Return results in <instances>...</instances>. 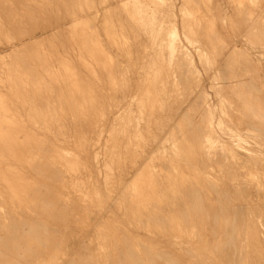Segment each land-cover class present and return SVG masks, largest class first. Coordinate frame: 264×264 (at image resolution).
<instances>
[{
  "label": "rangeland",
  "instance_id": "obj_1",
  "mask_svg": "<svg viewBox=\"0 0 264 264\" xmlns=\"http://www.w3.org/2000/svg\"><path fill=\"white\" fill-rule=\"evenodd\" d=\"M194 1L0 0V59L3 58L2 61H4L0 60V122L2 123H0V129L6 130V132L18 130L20 133L16 136L21 137L26 134L27 136L47 138L50 143L57 142V146L63 152L53 154L51 148L49 153H41L44 156L42 160L48 162L46 164L48 167L59 166L60 172L56 176L52 175L53 177L49 178L47 172L42 175L44 173L42 169L27 174L28 177L26 176L24 182H28L27 186L30 185L29 187L34 186V189L37 187L35 192L39 191L30 195V197L32 196L30 202L28 201L24 205V208L27 207L26 210L28 209V214L21 209L16 210L15 201L11 196H8L7 189L0 188V264H82L83 262L85 264H102L103 260L105 262L103 264H180L181 261L183 264H264V0ZM196 2L199 3L196 4ZM219 13L221 16L223 14L229 17L240 26V36L237 40H230L225 37L223 24L221 25L219 22ZM77 21L80 23L78 24ZM74 24L75 30L73 29ZM58 25L62 29H59ZM174 29H177L179 33L175 51L171 47L173 38L170 32ZM83 40H85L84 45L82 44ZM93 40L100 43L104 59L102 57V59L96 58V56L94 58V55L92 57L94 54L91 50L94 49ZM39 45H42V48ZM89 49L92 53H89ZM80 51H84V55ZM36 53L39 54L35 55ZM84 67L85 70H83ZM7 72H10L9 75ZM118 75L123 77L119 78ZM89 79L90 82H88ZM78 80L83 84L81 86L86 85L84 87L89 95L91 94V98L96 99L98 104L100 103L96 106V109L99 108V110L95 112L94 120V123H97L95 126L98 133L94 134L92 141L94 145H92L91 152L85 153L83 151L84 154L82 149L77 147V141L80 142L79 136L82 135L80 131L83 129V122H86V118L81 116L79 112H82L83 108L81 107L86 106L90 100H86L85 105L84 100H82L84 98L80 99L79 94L81 95V93L78 94L76 91L80 92L78 89L81 90L82 87L75 88L79 83ZM78 98L80 99L79 103ZM4 104L7 106L5 107ZM108 104L112 105V108L107 106ZM129 104L131 105L129 106ZM80 117L82 118L80 119ZM82 119H84L83 122ZM99 123L100 125H98ZM44 124L46 125L44 126ZM186 127L187 129H185ZM190 127L191 129H189ZM60 132L61 134H59ZM182 134L185 135V138H182ZM0 135L8 136L9 134ZM62 140L66 141L65 144ZM111 140L114 142L112 143ZM58 141H61V144ZM188 144L190 145L187 146ZM102 146L103 148H100ZM105 149L107 150L105 151ZM107 152L111 155H108ZM184 153L185 156L182 157ZM56 155L59 156L56 157ZM94 157L97 160H94ZM104 157L107 158L104 159ZM68 158L70 162L67 160ZM110 159L114 160L111 162ZM175 160L178 162L172 165L176 162ZM77 162L80 163V166ZM111 163L115 165L113 166ZM204 164L206 165L204 166ZM101 165L103 166L101 167ZM67 167L69 168L66 169ZM46 179L48 180L46 181ZM139 186L141 189L143 186L145 188L143 187L141 190ZM38 187L42 189L41 192ZM47 188L49 190L52 188V191ZM133 188H138L140 192ZM134 190L135 194L139 192L138 195L144 196L141 198L142 200L140 196L132 193ZM208 190L209 192H207ZM220 190L222 191L220 192ZM80 191L82 193L86 191L85 195ZM34 194L37 195L35 196L36 200H34ZM152 194L156 196L154 197ZM208 194H210L209 198ZM43 195H47L44 200ZM136 196L139 199H134ZM202 199L204 202H201ZM96 200L101 207L98 206ZM105 200H111L110 207L104 213V217L107 215L108 217L101 218L98 212L102 209ZM138 202H142L141 205ZM42 203L45 210L47 209L46 211L43 210L45 212L39 211ZM195 203L197 204L195 205ZM36 206L40 207H37V211ZM43 206L42 208H44ZM95 206H97V210ZM48 208L53 210L54 215H49ZM60 208L61 210H59ZM59 212L62 215H59ZM218 213L221 216H217ZM185 214L187 215L185 216ZM57 215L62 216V218H58ZM151 218L152 220H149ZM218 218L219 221H217ZM100 220L102 221L100 222ZM201 221L202 223H200ZM218 224L219 226H217ZM234 224H238L239 227L234 228ZM47 227L52 228L50 232ZM199 230L200 232H198ZM213 230L216 231V234ZM29 232L31 233L29 234ZM123 234L128 237L126 238ZM214 236L215 241L213 240ZM207 237L214 243L207 240ZM216 237L219 238L216 239ZM235 241L237 244L239 241L240 244L236 245L233 243ZM48 244H51L50 247ZM57 245L60 247L58 248ZM5 249L6 252H3ZM162 249L165 250L166 254ZM146 250L148 251L146 252ZM167 251L169 252L167 253ZM169 253L172 255L167 256V254L170 255ZM51 254L53 255L51 256ZM176 255L177 260H175ZM6 256L8 258L5 259ZM149 256L152 257L148 258ZM234 256L238 257L235 258ZM153 257L155 259H152ZM231 258L233 263L230 261ZM41 260H44L43 263ZM71 261L72 263H69Z\"/></svg>",
  "mask_w": 264,
  "mask_h": 264
},
{
  "label": "bare ground",
  "instance_id": "obj_2",
  "mask_svg": "<svg viewBox=\"0 0 264 264\" xmlns=\"http://www.w3.org/2000/svg\"><path fill=\"white\" fill-rule=\"evenodd\" d=\"M6 1V0H5ZM28 1V0H27ZM44 1V0H43ZM49 1V0H48ZM51 1V0H50ZM56 1V0H55ZM156 1V0H155ZM194 1V0H193ZM196 1V0H195ZM194 1V2H195ZM4 2V1H3ZM122 2V1H121ZM149 2V1H148ZM189 2H190V0H189ZM254 2V1H253ZM68 3V2H67ZM71 3H72V1H71ZM76 3V2H75ZM85 3H87V2H85ZM90 3V2H89ZM159 3V2H158ZM199 2H196V4H198ZM207 3V2H206ZM241 3V2H240ZM53 4V3H52ZM78 4V3H77ZM88 4V3H87ZM87 4H86V6H87ZM202 4V3H201ZM44 5H46V4H44ZM68 5V4H67ZM194 5V4H193ZM53 6V5H52ZM52 6H50V7H52ZM94 6V5H93ZM196 6H198V5H196ZM11 7V6H10ZM54 7V6H53ZM70 7V6H69ZM89 7V6H88ZM192 7V6H191ZM195 7V6H194ZM201 7V6H200ZM12 8V7H11ZM204 9V8H203ZM1 10V9H0ZM58 10V9H57ZM78 10V9H77ZM81 10V9H80ZM71 11V10H70ZM73 11V10H72ZM83 11V10H82ZM81 11V12H82ZM196 11V10H195ZM253 11V10H252ZM61 12V11H60ZM11 13V12H10ZM53 13V12H52ZM79 13V12H78ZM84 13V12H83ZM203 13V12H202ZM57 14V13H56ZM64 14V13H63ZM81 14V13H80ZM106 14V13H105ZM50 15H52L51 13H50ZM262 15V14H261ZM13 16V15H12ZM105 16V15H104ZM108 16V15H107ZM106 16V17H107ZM210 16V15H209ZM56 17V16H55ZM67 17V16H66ZM81 17V16H80ZM57 18V17H56ZM99 18V17H98ZM174 18V17H173ZM184 18V17H183ZM65 19V18H64ZM97 19V18H96ZM106 19V18H105ZM112 19V18H111ZM110 19V20H111ZM13 20V19H12ZM20 20V19H19ZM66 20V19H65ZM75 20V19H74ZM84 20V19H83ZM102 20H103V18H102ZM108 20V19H107ZM57 21V20H56ZM62 21V20H61ZM71 21V20H70ZM85 21V20H84ZM8 22V21H7ZM45 22V21H44ZM55 22V21H54ZM65 22V21H64ZM73 22V21H72ZM111 22V21H110ZM114 22V21H113ZM112 22V23H113ZM175 22V21H174ZM1 23V22H0ZM5 23V22H4ZM9 23V22H8ZM63 23V22H62ZM66 23V22H65ZM74 23V22H73ZM77 23H78V21H77ZM80 23V22H79ZM78 23V24H79ZM86 23V22H85ZM84 23V24H85ZM107 23V22H106ZM183 23V22H182ZM7 24V23H6ZM10 24V23H9ZM55 24V23H54ZM56 24H57V22H56ZM60 24V23H59ZM71 24V23H70ZM104 24H105V22H104ZM118 24V23H117ZM4 25V24H3ZM45 25V24H44ZM73 25V24H72ZM77 25V24H76ZM86 25V24H85ZM111 25V24H110ZM113 25V24H112ZM57 26V25H56ZM60 25H58V27H59ZM79 26V25H78ZM90 26V25H89ZM107 26V25H106ZM118 26V25H117ZM33 27V26H32ZM43 27V26H42ZM63 27V26H62ZM66 27V26H65ZM85 27V26H84ZM87 27V26H86ZM173 27H175V26H173ZM7 28V27H6ZM38 28V27H37ZM52 28V27H51ZM67 28V27H66ZM75 28V24H74V27H73V29ZM90 28V27H89ZM3 29V28H2ZM34 29V28H33ZM59 29H62V28H60L59 27ZM81 29V28H80ZM87 29V28H86ZM108 29V28H107ZM123 29V28H122ZM173 29V28H172ZM18 30V29H17ZM70 30V29H69ZM75 30V29H74ZM93 30V29H92ZM30 31V30H29ZM34 31V30H33ZM48 31V30H47ZM60 31V30H59ZM79 31H81V30H79ZM116 31H117V29H116ZM127 31V30H126ZM190 31V30H189ZM206 31V30H205ZM1 32V31H0ZM85 32V31H84ZM88 32V31H87ZM90 32V31H89ZM105 32V31H104ZM108 32V31H107ZM110 32V31H109ZM114 32V31H113ZM171 32V37L173 38L172 39V41H171V47H172V49L175 51V49H176V43H177V38L179 37V33H178V31H177V29H174L173 31H170ZM52 33V32H51ZM93 33V32H92ZM116 33V32H115ZM192 33V32H191ZM4 34V33H3ZM33 34V33H32ZM41 34V33H40ZM63 34V33H62ZM69 34V33H68ZM77 34H80V33H77ZM87 34V33H86ZM110 34V33H109ZM111 34H113V33H111ZM121 34V33H120ZM52 35V34H51ZM67 35V34H66ZM71 35V34H70ZM82 35V34H81ZM85 35V34H84ZM118 35V34H117ZM12 36V35H11ZM31 36V35H30ZM47 36H49V35H47ZM77 36V35H76ZM86 36V35H85ZM93 36H95V35H93ZM122 36V35H121ZM79 37V36H78ZM82 37H84L83 35H82ZM185 37V36H184ZM209 37V36H208ZM53 38V37H52ZM62 38V37H61ZM64 38V37H63ZM72 38V37H71ZM87 38V37H86ZM112 38H113V36H112ZM123 38V37H122ZM126 38V37H125ZM187 38V37H186ZM49 39V38H48ZM91 39V38H90ZM124 39V38H123ZM128 39V38H127ZM185 39V38H184ZM211 39V38H210ZM15 40V39H14ZM34 40V39H33ZM57 40V39H56ZM77 40V39H76ZM82 40V39H81ZM86 40V39H85ZM85 40H83V42H82V44L84 45L85 43H84V41ZM95 40H96V38H95ZM95 40H93V43L92 44H94V45H92V46H94V49H91L92 50V52H94V54H92V57H93V55H94V58H95V56H96V58L98 57V58H100V59H104V57H102V55H103V53H102V47H100L101 45H100V43H98V41H95ZM97 40H98V38H97ZM110 40V39H109ZM120 40V39H119ZM134 40V39H133ZM186 40V39H185ZM19 41V40H18ZM25 41V40H24ZM47 41V40H46ZM95 41V42H94ZM101 41V40H100ZM121 41V40H120ZM126 41V40H125ZM59 42H61L60 40H59ZM58 42V43H59ZM75 42V41H74ZM76 42H78V41H76ZM90 42V41H89ZM124 42V41H123ZM35 43H37V42H35ZM109 43V42H108ZM112 43V42H111ZM114 43V42H113ZM191 43V42H190ZM210 43V42H209ZM65 44V43H64ZM71 44V43H70ZM75 44V43H74ZM81 44V45H82ZM86 44H88L87 42H86ZM126 44V43H125ZM13 45V44H12ZM55 45V44H54ZM69 45V44H68ZM115 45V44H114ZM36 46V45H35ZM35 46H32V47H35ZM42 46V45H41ZM40 45H39V47L40 48H42ZM80 46V45H79ZM87 46V45H86ZM91 46V47H92ZM128 46V45H127ZM63 47V46H62ZM77 47V46H76ZM83 47V46H82ZM82 47H81V49H82ZM90 47V48H91ZM112 47V46H111ZM122 47V46H121ZM217 47V46H216ZM36 49H37V46L35 47ZM51 48H53V47H51ZM78 48V47H77ZM124 48V47H123ZM25 49V48H24ZM32 49H34V48H32ZM39 49V48H38ZM79 49V48H78ZM216 49V48H215ZM3 50V49H2ZM41 50V49H40ZM40 50H38V51H40ZM53 50V49H52ZM69 50V49H68ZM80 50V49H79ZM85 50V49H84ZM105 50V49H104ZM212 50V49H211ZM13 51V50H12ZM31 51H33V50H31ZM37 51V52H38ZM46 51H48V50H46ZM57 51V50H56ZM125 51V50H124ZM215 51V50H214ZM36 51L34 50V53H35ZM58 52V51H57ZM92 52H90V49H89V53H92ZM53 53V52H52ZM80 53H82L83 55H84V51H80ZM107 53V52H106ZM37 54H39V53H36L35 55H37ZM41 54H42V52H41ZM55 54H56V52H55ZM54 54V55H55ZM87 54H88V51H87ZM104 54H105V52H104ZM204 54V53H203ZM33 55V54H32ZM35 55H33V56H35ZM83 55H81V56H83ZM115 55V54H114ZM126 55V54H125ZM38 56H40L41 57V55H38ZM42 56H43V54H42ZM90 56V55H89ZM104 56V55H103ZM108 56V55H107ZM107 56H105V57H107ZM128 56V55H127ZM170 56V55H169ZM15 57V56H14ZM18 57V56H17ZM22 57V56H21ZM39 57V58H40ZM54 57V56H53ZM56 57V56H55ZM102 57V58H101ZM11 58V57H10ZM38 58V57H37ZM36 58V59H37ZM43 58H45V56H43ZM66 58V57H65ZM90 58V57H89ZM94 58H92V59H94ZM3 59V58H2ZM2 59H0L1 61H2ZM18 59V58H17ZM23 59V58H22ZM51 59V58H50ZM53 59H55V58H53ZM62 59V58H61ZM64 59V58H63ZM112 59V58H111ZM20 60H21V58H20ZM30 60V59H29ZM40 60H41V58H40ZM56 60V59H55ZM60 60V59H59ZM80 60H82V59H80ZM84 60V59H83ZM87 60V59H86ZM44 61V60H43ZM85 61V60H84ZM91 61V60H90ZM95 61V60H94ZM100 61V60H99ZM102 61V60H101ZM105 61V60H104ZM109 61V60H108ZM2 62H4V61H2ZM77 62V61H76ZM91 62H93V60L91 61ZM111 62H112V60H111ZM17 63V62H16ZM48 63V62H47ZM89 63V62H88ZM2 64V63H1ZM15 64V63H14ZM94 64V63H93ZM107 65V64H106ZM8 66V65H7ZM58 66H59V64H58ZM92 66V65H91ZM109 66V65H108ZM182 66V65H181ZM16 67V66H15ZM64 67V66H63ZM90 67V66H89ZM36 68V67H35ZM81 68H82V66H81ZM95 68V67H94ZM222 68H223V66H222ZM16 69V68H15ZM60 69V68H59ZM67 69V68H66ZM126 69V68H125ZM7 70V69H6ZM46 70V69H45ZM83 70H85V67H84V69ZM89 70V69H88ZM99 70V69H98ZM111 70V69H110ZM158 70V69H157ZM186 70V69H185ZM17 71V70H16ZM95 71V70H94ZM183 71V70H182ZM62 72V71H61ZM64 72V71H63ZM169 72V71H168ZM176 72V71H175ZM3 73V72H2ZM8 73V72H7ZM10 73V72H9ZM9 73H8V75H9ZM57 73V72H56ZM94 73V72H93ZM102 73H103V71H102ZM109 73V72H108ZM112 73V72H111ZM149 73V72H148ZM119 74V73H118ZM152 74V73H151ZM109 75V74H108ZM115 75V74H114ZM77 76V75H76ZM91 76V75H90ZM96 76V75H95ZM102 76V75H101ZM183 76V75H182ZM227 76V75H226ZM10 77V76H9ZM56 77V76H55ZM72 77V76H71ZM94 77V76H93ZM109 77H110V75H109ZM118 77H119V75H118ZM120 77H123L122 75L120 76ZM119 77V78H120ZM185 77V76H184ZM22 78V77H21ZM62 78V77H61ZM70 78V77H69ZM82 78V77H81ZM89 78V77H88ZM186 78V77H185ZM48 79V78H47ZM115 79H116V77H115ZM189 79H191V78H189ZM29 80V79H28ZM67 80V79H66ZM72 80V79H71ZM104 80V79H103ZM102 80V81H103ZM185 80V79H184ZM186 80H188V79H186ZM226 80V79H225ZM231 80V79H230ZM10 81V80H9ZM60 81V80H59ZM63 81V80H62ZM70 81V80H69ZM79 81V80H78ZM91 80L89 79V81L88 82H90ZM92 81H93V79H92ZM100 81V80H99ZM106 81H109V80H106ZM116 81H118L117 79H116ZM124 81V80H123ZM2 82V81H1ZM12 82V81H11ZM95 82V81H94ZM181 82V81H180ZM29 83V82H28ZM67 83V82H66ZM69 83V82H68ZM67 83V84H68ZM72 83V82H71ZM99 84H100V82H98ZM105 83V82H104ZM116 83V82H115ZM149 83V82H148ZM245 83V82H244ZM247 83V82H246ZM245 83V84H246ZM7 84V83H6ZM46 84V83H45ZM77 84V83H76ZM75 84V85H76ZM249 84V83H248ZM12 85V84H11ZM81 85H83L80 81H79V83H78V85L75 87V88H80V87H82L81 88V90L80 89H78L80 92H78V91H76L78 94L79 93H81V95L79 94V97H80V99L83 97L84 99H82V100H84V104H85V102H87L86 100H88L89 101V103H86L85 105L86 106H84V107H81V108H83V110H82V112H79V113H81L80 115L81 116H84V118H86V122H83V120L84 119H82V122H83V125L84 126H82L83 127V129H82V131H80V133H82V135H81V137L79 136V140H80V142L79 141H77L78 142V145H77V147H79V148H81L82 149V152L84 151L85 153H90L91 152V149H92V145H94V143H92V141L94 140V134H96V133H98V132H96L97 131V129H96V124L97 123H94V120H95V112H98V110H99V108H98V110L96 109V106L97 105H99L98 104V102L96 101V99H94V98H91V94L89 95V93H88V91H87V89H85V87L84 86H86V85H84V86H81ZM95 85H96V83H95ZM98 85V84H97ZM177 85V84H176ZM183 85V84H182ZM3 86H4V83H3ZM9 86H10V84H9ZM48 86H50V85H48ZM56 86V85H55ZM191 86V85H190ZM241 86V85H240ZM245 86V85H244ZM251 86V85H250ZM253 86V85H252ZM256 86V85H255ZM154 87V86H153ZM162 87V86H161ZM181 87V86H180ZM238 87V86H237ZM254 87V86H253ZM12 88V87H11ZM99 88V87H98ZM105 88V87H104ZM103 88V89H104ZM122 88V87H121ZM152 88V87H151ZM189 88V87H188ZM7 89V88H6ZM27 89V88H26ZM41 89V88H40ZM58 89H59V87H58ZM77 89H75V90H77ZM145 89V88H144ZM143 89V90H144ZM147 89V88H146ZM203 89V88H202ZM15 90V89H14ZM70 90V89H69ZM247 90V89H246ZM249 90V89H248ZM16 91V90H15ZM41 91H42V89H41ZM60 91V90H59ZM68 91V90H67ZM103 91V90H102ZM126 91V90H125ZM150 91V90H149ZM148 91V92H149ZM260 91V90H259ZM259 91H257V93L259 92ZM46 92V91H45ZM70 92H71V90H70ZM203 92V91H202ZM252 92V91H251ZM20 93V92H19ZM103 93H105V92H103ZM102 93V94H103ZM109 93H111L110 91H109ZM247 93V92H246ZM15 94V93H14ZM17 94V93H16ZM15 94V95H16ZM61 94H63V93H61ZM130 94V93H129ZM249 94V93H248ZM259 94V93H258ZM53 95V94H52ZM69 95V94H68ZM72 95H74L73 93H72ZM157 95V94H156ZM179 95V94H178ZM23 96V95H22ZM70 96V95H69ZM111 96V95H110ZM169 96V95H168ZM4 97H6V96H4ZM78 97V96H77ZM161 97V96H160ZM171 97V96H170ZM2 98V97H1ZM8 98V97H7ZM40 98V97H39ZM86 98V99H85ZM115 98H117V97H115ZM124 98V97H123ZM201 98V97H200ZM255 98V97H254ZM5 99V98H4ZM16 99V98H15ZM29 99V98H28ZM79 99V98H78ZM80 99H79V101H78V103L80 102ZM109 99H110V97H109ZM159 99V98H158ZM251 99V98H250ZM257 99V98H256ZM17 100V99H16ZM63 100V99H62ZM113 100H115L114 98H113ZM155 100H156V98H155ZM199 100V99H198ZM4 101V100H3ZM35 101V100H34ZM75 101V100H74ZM147 101V100H146ZM65 102V101H64ZM82 102V101H81ZM111 102V101H110ZM5 103H6V101H5ZM128 103V102H127ZM198 103V102H197ZM259 103H260V101H259ZM2 104V103H1ZM22 104V103H21ZM43 104V103H42ZM74 104V103H73ZM261 104V103H260ZM5 105V104H4ZM79 105V104H78ZM80 105H81V103H80ZM128 105V104H127ZM131 104H129V106H130ZM133 105V104H132ZM165 105V104H164ZM256 105V104H255ZM1 106V105H0ZM7 105H5V107H6ZM77 106V105H76ZM107 106H110L109 104L107 105ZM112 106V105H111ZM110 106V107H111ZM232 106V105H231ZM37 107V106H36ZM80 107H79V109H80ZM99 107V106H98ZM261 107V106H260ZM2 108V107H1ZM9 108V107H8ZM39 108V107H38ZM53 108V107H52ZM73 108V107H72ZM112 108V107H111ZM130 108H132V107H130ZM206 108H209V107H207L206 106ZM4 109V108H3ZM50 109V108H49ZM126 109V108H125ZM136 109H137V107H136ZM205 109V108H204ZM203 109V110H204ZM6 110V109H5ZM77 110V109H76ZM97 110V111H96ZM111 110V109H110ZM128 110V109H127ZM26 111V110H25ZM33 111V110H32ZM46 111V110H45ZM141 111H143V110H141ZM205 111V110H204ZM145 112V111H144ZM149 112V111H148ZM147 112V113H148ZM37 113V112H36ZM77 113V112H76ZM110 113H111V111H110ZM124 113H125V111H124ZM5 114H6V112H5ZM78 114V113H77ZM97 114H99V113H97ZM140 114V113H139ZM143 114V113H142ZM146 114V113H145ZM31 115V114H30ZM123 115V114H122ZM186 115V114H185ZM72 116H73V114H72ZM72 116H71V118H72ZM149 116V115H148ZM74 117V116H73ZM78 117V116H77ZM113 117V116H112ZM122 116H120V118H121ZM131 117V116H130ZM129 117V118H130ZM134 117V116H133ZM183 117V116H182ZM190 117V116H189ZM0 118H1V116H0ZM28 118V117H27ZM33 118V117H32ZM82 117H80V119H81ZM123 118V117H122ZM127 118V117H126ZM141 118H143V117H141ZM145 118V117H144ZM149 118V117H148ZM13 119V118H12ZM73 119V118H72ZM77 119V118H76ZM124 119V118H123ZM11 119H9V121H10ZM16 120V119H15ZM125 120V119H124ZM17 121V120H16ZM62 121V120H61ZM108 121V120H107ZM126 121V120H125ZM131 121H133V120H131ZM144 121V120H143ZM201 121V120H200ZM11 122V121H10ZM73 122V121H72ZM80 122V121H79ZM184 122V121H183ZM191 122V121H190ZM196 122V121H195ZM1 123V122H0ZM4 123H6V122H4ZM4 123H3V125H4ZM13 123V122H12ZM36 123V122H35ZM61 123V122H60ZM65 123H66V121H65ZM108 123V122H107ZM110 123V122H109ZM132 123V122H131ZM193 123V122H192ZM192 123H190L191 125H192ZM2 124V123H1ZM0 124V125H1ZM11 124V123H10ZM14 124V123H13ZM20 124V123H19ZM117 124V123H116ZM207 124V123H206ZM46 124H44V126H45ZM98 125H100V123L98 124ZM114 125V124H113ZM146 125V124H145ZM120 126H121V123H120ZM124 126V125H123ZM128 127H129V125H127ZM5 127V126H4ZM18 127V126H17ZM20 127V126H19ZM62 127V126H61ZM107 127V126H106ZM118 128H120L119 126H117ZM151 127V126H150ZM182 127H183V125H182ZM195 127V126H194ZM8 128V127H7ZM6 128V129H7ZM21 128L22 129H24L22 126H21ZM60 128V127H59ZM102 128V127H101ZM184 128V127H183ZM192 128H193V126H192ZM251 128V127H250ZM5 129V128H4ZM16 129H18V128H16ZM64 129H66V128H64ZM75 129V128H74ZM73 129V130H74ZM107 129V128H106ZM112 129V128H111ZM110 129V130H111ZM174 129V128H173ZM185 129H187V127L185 128ZM189 129H191V127L189 128ZM3 129H0V134H9L8 136L6 135V136H1L0 135V188H4V189H7V192H8V196L10 197L11 196V198L15 201V205L18 207H16V210L18 209V211H19V209H21L23 212L25 211V213H27L28 214V209L26 210V208H24V205H25V203H27L31 198H32V196L30 197V195H32L35 191H36V188L34 189L33 187H29L30 185H28L27 186V183L26 182H24L25 180H26V178L28 177L27 176V174L29 173V172H37V171H39V169H42V172H44V173H42V175L44 174L45 175V172H47V177H49V178H51V176L53 175V176H56L60 171L58 170L59 168V166L58 167H55V166H52V167H48V165H46V164H48V162L46 163L44 160H42V157L44 158V156H42V154L41 153H49V151H51V148L53 149V154L54 153H63L60 149H59V147L57 146V142H53V143H50V141L47 139V138H41V137H36V136H27L26 134H23V135H25L24 137H21V136H16V135H18L20 132H18V130H16V131H8V132H6V130H3ZM13 130V129H12ZM48 130V129H47ZM108 130V129H107ZM130 130H131V128H130ZM176 130V129H175ZM193 130V129H192ZM196 130H199V129H196ZM195 130V131H196ZM219 130V129H218ZM258 130V129H257ZM46 131V130H45ZM65 131V130H64ZM101 131V130H100ZM105 131V130H104ZM109 131V130H108ZM188 131V130H187ZM190 131V130H189ZM23 132V131H22ZM58 132V131H57ZM103 132V131H102ZM116 132H118V131H116ZM175 132V131H174ZM179 132V131H178ZM263 132V131H262ZM66 133V132H65ZM71 133V132H70ZM79 133V134H80ZM126 133H127V131H126ZM188 133V132H187ZM59 134H61V132L59 133ZM192 134V133H191ZM56 135H57V133H56ZM64 135V134H63ZM67 135V134H66ZM70 135V134H69ZM106 135V134H105ZM111 135V134H110ZM177 135V134H176ZM189 135V134H188ZM197 135V134H196ZM213 135V134H212ZM65 136V135H64ZM167 136V135H166ZM182 136H183V134H182ZM185 136V135H184ZM182 137V138H185V137ZM59 137V136H58ZM61 137H63V136H61ZM60 137V138H61ZM173 137V136H172ZM190 137V136H189ZM69 138V137H68ZM101 138V137H100ZM177 138V137H176ZM192 138H193V136H192ZM192 138H190L191 140H192ZM201 138V137H200ZM63 139V138H62ZM66 139V138H65ZM74 139V138H73ZM124 139V138H123ZM70 140H71V138H70ZM69 140V141H70ZM113 140V139H112ZM112 140H111V142H112ZM126 140V139H125ZM167 140V139H166ZM165 140V141H166ZM200 140V139H199ZM63 141V143L64 142H66V141H64V140H62ZM116 141V140H115ZM133 141V140H132ZM139 141V140H138ZM162 141V140H161ZM177 141V140H176ZM181 141H182V139H181ZM185 141V140H184ZM58 142H60V144H61V141H58ZM73 142H75V141H73ZM97 142V141H96ZM114 142V141H113ZM112 142V143H113ZM119 142V141H118ZM128 142V141H127ZM168 142V141H167ZM195 142V141H194ZM98 143V142H97ZM161 143H163V142H161ZM182 143V142H181ZM187 143H188V141H187ZM65 144V143H64ZM111 144V143H110ZM124 144V143H123ZM128 144V143H127ZM171 144V143H170ZM170 144H169V146H170ZM173 144V143H172ZM202 144V143H201ZM97 145V144H96ZM112 145V144H111ZM119 145V144H118ZM117 145V146H118ZM185 145V144H184ZM190 144H188L187 146H189ZM101 146V145H100ZM104 146V145H103ZM103 146L102 147H100V148H103ZM115 146V145H114ZM120 146V145H119ZM168 146V145H167ZM172 146V145H171ZM116 147V146H115ZM124 147V146H123ZM142 147V146H141ZM163 147V146H162ZM194 147H196V146H194ZM218 147V146H217ZM235 147V146H234ZM121 148V147H120ZM168 148V147H167ZM171 148V147H170ZM181 148V147H180ZM183 148V147H182ZM78 149V148H77ZM93 149H94V146H93ZM166 149V148H165ZM179 149V148H178ZM192 149V148H191ZM195 149V148H194ZM202 149V148H201ZM212 149V148H211ZM79 150V149H78ZM107 149H105V151H106ZM170 150V149H169ZM183 150V149H182ZM181 150V151H182ZM197 150V149H196ZM129 151H130V149H129ZM128 151V152H129ZM179 151V150H178ZM186 151V150H185ZM194 151V150H193ZM213 151V150H212ZM68 152H69V150H68ZM84 152H83V154H84ZM118 152V151H117ZM120 152H122V151H120ZM170 152H172L171 150H170ZM176 152V151H175ZM190 152L192 153V151L190 150ZM204 152V151H203ZM206 152V151H205ZM255 152V151H254ZM52 153V152H51ZM65 153V152H64ZM71 153V152H70ZM81 153V152H80ZM108 153V152H107ZM167 154H168V152H166ZM180 153V152H179ZM183 153V152H182ZM82 154V155H83ZM95 154H96V151H95ZM94 154V155H95ZM113 154V153H112ZM116 154V153H115ZM118 154V153H117ZM120 154H122V153H120ZM120 154H119V156H120ZM128 155H129V153H127ZM172 154H174V153H172ZM187 154H188V152H187ZM203 154H205V153H203ZM74 155H75V153H74ZM77 155V154H76ZM104 155H105V153H104ZM108 155H111V154H109L108 153ZM124 155H126V154H124ZM134 155V154H133ZM133 155H131V156H133ZM157 155V154H156ZM155 155V156H156ZM179 155V154H178ZM183 155V154H182ZM190 155V154H189ZM246 155V154H245ZM59 156V155H58ZM57 155H56V157H58ZM78 156V155H77ZM185 156V153H184V155L182 156V157H184ZM213 156V155H212ZM46 157V156H45ZM51 157H53V156H51ZM97 157H99V156H97ZM115 157H118V156H115ZM162 157H163V155H162ZM172 157H174V156H172ZM191 157V156H190ZM189 157V158H190ZM80 158V157H79ZM86 158H87V156H86ZM107 158V157H106ZM105 157H104V159H106ZM127 158V157H126ZM171 158V157H170ZM194 158V157H193ZM46 159V158H45ZM48 159V158H47ZM56 159V158H55ZM59 159H60V157H59ZM62 159V158H61ZM70 159H73V158H70ZM96 158L94 157V160H95ZM117 159V158H116ZM115 159V160H116ZM159 159V158H158ZM173 159H175V158H173ZM176 159H177V157H176ZM184 159V158H183ZM196 159H197V157H196ZM50 160V159H49ZM67 160H69V158L67 159ZM82 160V159H81ZM97 160V159H96ZM111 160V159H110ZM112 160H114V159H112ZM112 160H111V162H112ZM129 160V159H128ZM193 160V159H192ZM195 160V159H194ZM47 161V160H46ZM76 161V160H75ZM106 161V160H105ZM143 161V160H142ZM172 161H174V160H172ZM176 162H174V163H172V165L174 164L175 165V163H177L178 161L177 160H175ZM181 161V160H180ZM179 161V162H180ZM214 161V160H213ZM218 161H219V159H218ZM69 162H70V160H69ZM72 162V161H71ZM78 162H79V160H78ZM77 162V163H78ZM85 162V161H84ZM116 162V161H115ZM129 162V161H128ZM134 162V161H133ZM159 162V161H158ZM162 162V161H161ZM160 162V163H161ZM57 163V162H56ZM59 163H61V162H59ZM63 163H64V161H63ZM62 163V164H63ZM103 163V162H102ZM105 163V162H104ZM109 163V162H108ZM203 163V162H202ZM219 163V162H218ZM71 164V163H70ZM80 163H78V166H80L79 165ZM95 164V163H94ZM130 164V163H129ZM148 164V163H147ZM163 164H166V163H163ZM168 164V163H167ZM188 164V163H187ZM49 165H52V164H49ZM69 165V164H68ZM67 165V166H68ZM105 165V164H104ZM111 165H115V164H112L111 163ZM161 165H162V163H161ZM181 165V164H180ZM190 165V164H189ZM206 164H204V166H205ZM219 165V164H218ZM230 165V164H229ZM259 165V164H258ZM103 165H101V167H102ZM149 166V165H148ZM163 166V165H162ZM166 166V165H165ZM164 166V167H165ZM177 166V165H176ZM185 166V165H184ZM193 166V165H192ZM160 167V166H159ZM175 167V166H174ZM218 167V166H217ZM69 167H67L66 169H68ZM82 168V167H81ZM98 168V167H97ZM100 168V167H99ZM123 168V167H122ZM185 168V167H184ZM187 168V167H186ZM138 169V168H137ZM158 169V168H157ZM165 169V168H164ZM167 169H169L170 170V168L169 167H167ZM179 169V168H178ZM190 169V168H189ZM192 169V168H191ZM194 169V168H193ZM207 169V168H206ZM223 169V168H222ZM225 169V168H224ZM37 170V171H36ZM71 170H72V168H71ZM82 170H84V169H82ZM98 170V169H97ZM112 170H114V169H112ZM111 170V171H112ZM161 170V169H160ZM168 170V171H169ZM180 170V169H179ZM196 170H197V168H196ZM220 170V169H219ZM230 170V168L228 169V171ZM63 171V170H62ZM69 171V170H68ZM78 171V170H77ZM90 171V170H89ZM152 171V170H151ZM151 171H150V173H151ZM165 171V170H164ZM177 171V170H176ZM198 171H199V169H198ZM201 171V170H200ZM215 171V170H214ZM70 172V171H69ZM75 172H76V170H75ZM82 172H84V171H82ZM114 172V171H113ZM116 172V171H115ZM140 172H141V170H140ZM181 173H182V171H180ZM180 172H178V173H180ZM191 172V171H190ZM224 172H226V171H224ZM40 173V172H39ZM38 173V174H39ZM67 173V172H66ZM122 173V172H121ZM187 173V172H186ZM219 173H220V171H219ZM63 174V173H62ZM81 173H80V171H79V175H80ZM84 174V173H83ZM101 174V173H100ZM114 174V173H113ZM116 174V173H115ZM165 174V173H164ZM189 174V173H188ZM191 174V173H190ZM227 174V173H226ZM234 174V173H233ZM240 174V173H239ZM66 175V174H65ZM119 175L121 176V174L119 173ZM181 175V174H180ZM192 175V174H191ZM205 175V174H204ZM27 176V177H26ZM52 176V177H53ZM69 176V175H68ZM74 176H76V175H74ZM111 176H113V175H111ZM164 176V175H163ZM183 176V175H182ZM186 176V175H185ZM234 176V175H233ZM242 176V175H241ZM39 177V176H38ZM46 177V178H47ZM70 177V176H69ZM80 177V176H79ZM147 177H149V176H147ZM178 177V176H177ZM181 177V176H180ZM193 177V176H192ZM203 177V176H202ZM219 177V176H218ZM226 177V176H225ZM228 177V176H227ZM240 177V176H239ZM264 177V176H263ZM45 178V177H44ZM77 178V177H76ZM82 178V177H81ZM94 178V177H93ZM101 178V177H100ZM113 178V177H112ZM120 178V177H119ZM136 178V177H135ZM150 178V177H149ZM183 178V177H182ZM231 178H232V176H231ZM61 179V178H60ZM75 179V178H74ZM79 179V178H78ZM77 179V180H78ZM90 179V178H89ZM131 179V178H130ZM137 179H138V177H137ZM212 179V178H211ZM228 179V178H227ZM233 179V178H232ZM241 179V178H240ZM30 180V179H29ZM43 180V179H42ZM48 179H46V181H47ZM92 180V179H91ZM95 180V179H94ZM103 180V179H102ZM110 180V179H109ZM121 180V179H120ZM119 180V181H120ZM144 180H146V179H144ZM151 180H152V178H151ZM162 180V179H161ZM54 181V180H53ZM62 181V180H61ZM70 181H71V179H70ZM81 181H83V180H81ZM199 181V180H198ZM228 181V180H227ZM51 182V181H50ZM66 182V181H65ZM92 182V181H91ZM96 182V181H95ZM243 182V181H242ZM37 183V182H36ZM59 183H61V182H59ZM63 183V182H62ZM61 183V184H62ZM82 183V182H81ZM89 183V182H88ZM109 183H110V181H109ZM112 183V182H111ZM153 183V182H152ZM201 183V182H200ZM40 184V183H39ZM85 184V183H84ZM137 184V183H136ZM135 184V185H136ZM190 184V183H189ZM197 185H198V183H196ZM38 185V184H37ZM41 185V184H40ZM64 185V184H63ZM62 185V186H63ZM72 185V184H71ZM77 185V184H76ZM79 185V184H78ZM114 185V184H113ZM154 185H155V183H154ZM153 185V186H154ZM238 185V184H237ZM245 185V184H244ZM44 187H46L45 185H43ZM48 186V185H47ZM68 186V185H67ZM75 186V185H74ZM87 186H89L88 184H87ZM130 186V185H129ZM193 186V185H192ZM191 186V187H192ZM203 186V185H202ZM250 186V185H249ZM49 187V186H48ZM69 187V186H68ZM67 187V188H68ZM76 187V186H75ZM80 187V186H79ZM83 187H84V185H83ZM95 187V186H94ZM97 187V186H96ZM100 187V186H99ZM110 187V186H109ZM140 187V186H139ZM144 187V186H143ZM143 187H142V189H141V187H140V189L141 190H143ZM184 187V186H183ZM189 187V186H188ZM187 187V188H188ZM197 187V186H196ZM215 187H216V185H215ZM215 187H214V189H215ZM244 187V186H243ZM248 187V186H247ZM39 188V187H38ZM69 188H71V187H69ZM86 188V187H85ZM105 188V187H104ZM129 188V187H128ZM145 188V187H144ZM158 188V187H157ZM190 188V187H189ZM193 188H195V186H193ZM206 188V187H205ZM44 189V188H43ZM48 189V188H47ZM81 189V188H80ZM87 189V188H86ZM107 189V188H106ZM105 189V190H106ZM133 189H135V190H137L138 188H133ZM132 189V190H133ZM155 189V188H154ZM247 189V188H246ZM249 189V188H248ZM38 190V189H37ZM39 190H40V192H41V190L42 189H40L39 188ZM49 190V189H48ZM83 190V189H82ZM135 190L132 192V193H134L135 192ZM139 190V189H138ZM195 190V189H194ZM197 190V192H198V189H196ZM233 190H235V189H233ZM49 191H52V188H51V190H49ZM55 191V190H54ZM57 191V190H56ZM67 191H69V190H67ZM84 191V190H83ZM89 191V190H88ZM87 191V192H88ZM95 191V190H94ZM108 191H109V189H108ZM107 191V192H108ZM188 191V190H187ZM217 191V190H216ZM222 190H220V192H221ZM239 191V190H238ZM39 192V191H38ZM38 192H35V193H38ZM79 192V191H78ZM81 192V191H80ZM86 192V191H85ZM84 192V193H85ZM120 192V191H119ZM139 192H140V190H139ZM139 192H136V193H138L139 194ZM144 192H146V191H144ZM152 192L154 193V191L152 190ZM206 192V191H205ZM207 192H209V190L207 191ZM5 193V192H4ZM52 193V192H51ZM50 193V194H51ZM54 193V192H53ZM69 193V192H68ZM82 193V192H81ZM84 193H82V194H84ZM106 193V192H105ZM121 193V192H120ZM131 193V192H130ZM149 193V192H148ZM194 193V192H193ZM239 193V192H238ZM5 194H7V193H5ZM40 194V193H39ZM46 194H48V192H46ZM98 194V193H97ZM122 194H123V192H122ZM135 194V193H134ZM138 194H135V195H138ZM140 194H142V193H140ZM155 194V193H154ZM206 195H207V193H205ZM221 194V193H220ZM225 193H223V195H224ZM41 195V194H40ZM40 195H38V197H40ZM45 195V194H44ZM43 195V200L46 198V196H44ZM85 195V194H84ZM102 195V194H101ZM125 195V194H124ZM127 195V194H126ZM153 195V194H152ZM182 195V194H181ZM194 195H195V193H194ZM210 194H208V198L210 197L209 196ZM226 195V194H225ZM236 195V194H235ZM247 195V194H246ZM35 196H37V195H35L34 194V198H35ZM54 196V195H53ZM52 196V197H53ZM55 196H56V194H55ZM63 196V195H62ZM74 196H75V194H74ZM79 196V195H78ZM138 196H140V199L141 198H143L144 196H142L141 197V195H138ZM154 196V195H153ZM156 196V195H155ZM154 196V197H155ZM189 196H191V195H189ZM197 196H198V194H197ZM212 196V195H211ZM38 197H37V199H38ZM58 197V196H57ZM61 197V196H60ZM91 197V196H90ZM94 197V196H93ZM123 197V196H122ZM125 197V196H124ZM132 197H135V196H133L132 195ZM132 197H131V199H132ZM194 197H196V196H194ZM222 197V196H221ZM246 197V196H245ZM10 198V199H11ZM80 198V197H79ZM146 198V197H145ZM182 198V197H181ZM207 198V199H208ZM223 198V197H222ZM225 198V197H224ZM227 198V197H226ZM57 199V198H56ZM55 199V200H56ZM64 199V198H63ZM76 199V198H75ZM127 199V198H126ZM134 199H139L137 196H136V198H134ZM149 199V198H148ZM165 199V198H164ZM188 199V198H187ZM199 199V197L197 198V200ZM214 199V198H213ZM34 200H36V198L34 199ZM34 200H32V201H34ZM61 200V199H60ZM65 200V199H64ZM68 200V199H67ZM70 200V199H69ZM83 200V199H82ZM102 200H103V198H102ZM119 200V199H118ZM128 200V199H127ZM142 200V199H141ZM146 200V199H145ZM145 200H143V201H145ZM162 200V199H161ZM210 200V199H209ZM225 200V199H224ZM226 200H228V199H226ZM243 200V199H242ZM54 201V200H53ZM58 201V200H57ZM62 201V200H61ZM80 201V200H79ZM123 201V200H122ZM133 201V200H132ZM137 201H139V200H137ZM157 201V200H156ZM159 201H160V199H159ZM189 201V200H188ZM204 202V200L202 199L201 200V202ZM215 201V200H214ZM230 201V200H229ZM30 202V201H29ZM39 202H41L40 200H39ZM46 202V201H45ZM48 202V201H47ZM46 202V203H47ZM59 202V201H58ZM72 202V201H71ZM96 202L98 203V201L96 200ZM117 202V201H116ZM120 202V201H119ZM147 202V201H146ZM191 202V201H190ZM194 202H196V201H194ZM207 202V201H206ZM205 202V203H206ZM213 202V201H212ZM230 202H232V201H230ZM50 203V202H49ZM60 203V202H59ZM62 203V202H61ZM67 203V202H66ZM69 203V202H68ZM80 203V202H79ZM93 203V202H92ZM110 203H111V200H105L104 201V203L102 204L103 206H102V209L98 212L100 215H101V218H103L104 217V213L106 212V210L110 207ZM126 203V202H125ZM127 203H128V201H127ZM130 203H131V201H130ZM134 203V202H133ZM140 203H142V202H138V204L139 205H141ZM199 203V202H198ZM208 203V202H207ZM14 204V203H13ZM30 204V203H29ZM28 204V205H29ZM45 204V203H44ZM51 204V203H50ZM52 204H53V202H52ZM58 203H56V205H57ZM81 204V203H80ZM87 204V203H86ZM88 204H89V202H88ZM193 204V203H192ZM197 203H195V205H196ZM203 204V203H202ZM209 204V203H208ZM36 205H38V204H36ZM43 206V203L42 204H40V207H41V209L39 210V211H41V212H45L46 210H45V207L44 208H42V206ZM59 205V204H58ZM71 205H73V204H71ZM70 205V206H71ZM77 205V204H76ZM85 205V204H84ZM100 205V203H98V206ZM182 205V204H181ZM198 205H200V204H198ZM210 205V204H209ZM213 205H214V203H213ZM229 205V204H228ZM32 206V205H31ZM47 206V205H46ZM48 206H49V204H48ZM61 206V205H60ZM59 206V207H60ZM79 206V205H78ZM87 206V205H86ZM126 206V205H125ZM207 206V205H206ZM212 206V205H211ZM4 207V206H3ZM37 207L38 208H40L39 206H36L35 208H36V211H37ZM57 208H58V206H56ZM81 207V206H80ZM94 207V206H93ZM96 207L97 206H95V209H96ZM100 207H101V205H100ZM140 207V206H139ZM138 207V208H139ZM152 207V206H151ZM177 207V206H176ZM202 207H203V205H202ZM212 207H214V206H212ZM218 208H219V206H217ZM231 207V206H230ZM64 208V207H63ZM67 208V207H66ZM197 208V207H196ZM195 208V209H196ZM228 208V207H227ZM83 209V208H82ZM90 209V208H89ZM180 209V208H179ZM181 209H182V207H181ZM193 209V208H192ZM212 209V208H211ZM220 209H222V208H220ZM219 209V210H220ZM231 209H232V207H231ZM253 209V208H252ZM43 210H45V211H43ZM48 210L51 212H49V215L50 214H52V215H54L53 213H52V211L48 208ZM59 210H61V208L59 209ZM70 210V209H69ZM72 210V209H71ZM97 210V209H96ZM122 210V209H121ZM126 210H127V208H126ZM194 210V209H193ZM204 210H205V208H204ZM210 210V209H209ZM233 210V209H232ZM64 211V210H63ZM89 211V210H88ZM206 211H207V208H206ZM211 211V210H210ZM229 211V210H228ZM256 211V210H255ZM33 212V211H32ZM40 212V213H41ZM62 212V211H61ZM75 212V211H74ZM77 212V211H76ZM75 212V213H76ZM139 212V211H138ZM180 212H182L181 210H180ZM192 212H194V211H192ZM191 212V213H192ZM200 212V211H199ZM209 212V211H208ZM214 212H216V211H214ZM20 213H21V211H20ZM37 213V212H36ZM93 213H95V212H93ZM185 213V212H184ZM211 213H212V211H211ZM220 214H221V212H219ZM218 213V215L217 216H221L220 214ZM47 214H48V212H47ZM59 215L61 214L60 212L58 213ZM156 214H158V213H156ZM183 214V213H182ZM196 214V213H195ZM203 214V213H202ZM223 214H225V213H223ZM222 214V215H223ZM235 214H236V212H235ZM17 215V214H16ZM52 215H51V217H52ZM62 215V214H61ZM181 215V214H180ZM187 214H185V216H186ZM199 215H201V214H199ZM208 216H209V214H207ZM213 215V214H212ZM211 215V216H212ZM238 215H240V214H238ZM25 216V215H24ZM30 216V215H29ZM31 216H32V214H31ZM30 216V217H31ZM58 216V215H57ZM160 216V215H159ZM184 216V215H183ZM196 216H198V214H196ZM202 216V215H201ZM200 216V217H201ZM235 216V215H234ZM250 216H252V215H250ZM36 217H38V216H36ZM62 218V216H58V218ZM64 217V216H63ZM97 217V216H96ZM105 217H108V215L107 216H105ZM104 217V218H105ZM194 217H195V215H194ZM204 217V216H203ZM202 217V218H203ZM259 217V216H258ZM65 218V217H64ZM67 218V217H66ZM69 218V217H68ZM99 218V217H98ZM174 218V217H173ZM186 218V217H185ZM205 218V217H204ZM209 218V217H208ZM208 218H206V219H208ZM222 218H224V217H222ZM226 218V217H225ZM78 219V218H77ZM156 219V218H155ZM252 219V218H251ZM254 219V218H253ZM262 219V218H261ZM53 220V219H52ZM55 220H56V218H55ZM58 220V219H57ZM61 220H63V219H61ZM98 220V219H97ZM103 220V219H102ZM102 220H100V222L102 221ZM112 220V219H111ZM149 220H152V218L151 219H149ZM162 220V219H161ZM183 220V219H182ZM185 220H187V219H185ZM215 220V219H214ZM220 219L218 218V220L217 221H219ZM224 220H227V219H224ZM30 221V220H29ZM37 221V220H36ZM35 221V222H36ZM165 221H166V219H165ZM199 221H200V219H199ZM202 221H204V220H202ZM202 221L200 222V223H202ZM237 221V220H236ZM235 221V222H236ZM32 222V221H31ZM64 222V221H63ZM97 222V221H96ZM108 222V221H107ZM106 222V223H107ZM155 222H156V220H155ZM160 222V221H159ZM188 222V221H187ZM210 222V221H209ZM223 222V221H222ZM234 222V223H235ZM253 222V221H252ZM264 222V221H263ZM42 223V222H41ZM62 223V222H61ZM85 223H86V221H85ZM166 223V222H165ZM185 223V222H184ZM208 223V222H207ZM218 223V222H217ZM220 223V222H219ZM242 223V222H241ZM262 223V222H261ZM20 224V223H19ZM26 224H27V222H26ZM30 224V223H29ZM44 224V223H43ZM63 224V223H62ZM70 224V223H69ZM86 224H88V223H86ZM113 224V223H112ZM158 224V223H157ZM161 224H163V223H161ZM167 224V223H166ZM197 224H198V221H197ZM211 224H213V223H211ZM216 224V223H215ZM230 224V223H229ZM28 225V224H27ZM34 225V224H33ZM74 225V224H73ZM81 225V224H80ZM89 225H91V224H89ZM101 225V224H100ZM105 225V224H104ZM169 225V224H168ZM210 225V224H209ZM224 225V224H223ZM235 225V224H234ZM238 225V224H237ZM237 225H235L234 226V228L237 226ZM245 225V224H244ZM263 225V224H262ZM261 225V226H262ZM25 226V225H24ZM29 226V225H28ZM36 226V225H35ZM63 226V225H62ZM70 226V225H69ZM102 226H103V224H102ZM118 226V225H117ZM187 226H189V225H187ZM208 226V225H207ZM217 226H219V224L217 225ZM216 226V227H217ZM241 226V225H240ZM38 227V226H37ZM46 227V226H45ZM51 227V226H50ZM65 227V226H64ZM71 227V226H70ZM89 227V226H88ZM87 227V228H88ZM93 227V226H92ZM110 227V225L108 226V228ZM170 227V226H169ZM202 227H204V226H202ZM210 227V226H209ZM224 227V226H223ZM239 226H237V228H238ZM251 227V226H250ZM264 227V226H263ZM25 228V227H24ZM48 228V227H47ZM66 228V227H65ZM64 228V229H65ZM68 228V227H67ZM81 228V227H80ZM113 228V227H112ZM117 228V227H116ZM120 228V227H119ZM167 228V227H166ZM198 228H199V226H198ZM220 228H222L221 227V225H220ZM228 228H230V227H228ZM241 228V227H240ZM16 229V228H15ZM18 229V228H17ZM30 229V228H29ZM35 229V228H34ZM49 229V228H48ZM50 229H52V228H50ZM50 229L48 230L49 232H50ZM58 229V228H57ZM56 229V230H57ZM180 229V228H179ZM187 229H188V227H187ZM209 229V228H208ZM216 230H218L217 228H215ZM44 230V229H43ZM105 230V229H104ZM103 230V231H104ZM165 230V229H164ZM228 230V229H227ZM234 230V229H233ZM235 230H237V229H235ZM19 231V230H18ZM47 231V232H48ZM66 231V230H65ZM86 231V230H85ZM100 231V230H99ZM107 231V230H106ZM110 231H112V230H110ZM203 231V230H202ZM213 231H215V230H213ZM262 231V230H261ZM42 232V231H41ZM58 232V231H57ZM71 232V231H70ZM87 232H89V231H87ZM115 232V231H114ZM113 232V233H114ZM165 232V231H164ZM194 232H196V231H194ZM198 232H200V230L198 231ZM227 232H229V231H227ZM237 232V231H236ZM240 232V231H239ZM238 232V233H239ZM260 232V231H259ZM24 233V232H23ZM31 232H29V234H30ZM35 233H37L36 231H35ZM43 233V232H42ZM46 233V232H45ZM99 233V232H98ZM110 233V232H109ZM127 233V232H126ZM206 233V232H205ZM204 233V234H205ZM208 233H209V231H208ZM233 233H234V231H233ZM237 233V234H238ZM253 233V232H252ZM41 234V233H40ZM49 234V233H48ZM56 234V233H55ZM175 234V233H174ZM200 234V233H199ZM202 234V233H201ZM211 234V233H210ZM214 233L212 232V235H213ZM215 234H216V231H215ZM221 234V233H220ZM237 234H236V236H237ZM254 235H255V233H253ZM39 235V234H38ZM52 235V234H51ZM57 235H59V234H57ZM95 235V234H94ZM124 235V234H123ZM212 235H211V237H212ZM227 235V234H226ZM240 235V234H239ZM47 236V235H46ZM45 236V237H46ZM106 236V235H105ZM112 236V235H111ZM125 236V235H124ZM244 236V235H243ZM53 237H54V235H53ZM53 237L52 238H50L51 240L53 239ZM95 237V236H94ZM115 237H116V235H115ZM114 237V238H115ZM122 237V236H121ZM120 237V238H121ZM126 237V236H125ZM128 237V236H127ZM126 237V238H127ZM205 237V236H204ZM203 237V238H204ZM234 237V236H233ZM2 238V237H1ZM42 239H43V237H41ZM111 238V237H110ZM189 238V237H188ZM219 238V237H218ZM217 237H216V239H218ZM253 238H254V236H253ZM262 238V237H261ZM24 239H26V238H24ZM41 239V240H42ZM45 239H47V238H45ZM60 239V238H59ZM62 239V238H61ZM104 239V238H103ZM106 239H107V237H106ZM113 239V238H112ZM129 239V238H128ZM212 239V238H211ZM230 239H232L231 237H230ZM235 239V238H234ZM12 240V239H11ZM29 240V239H28ZM38 240V239H37ZM199 240V239H198ZM207 240H209L208 239V237H207ZM214 241H215V236H214V239H213ZM213 240H209V241H213ZM239 240H240V238H239ZM254 240H255V238H254ZM260 240V239H259ZM3 241V240H2ZM1 241V242H2ZM24 241V240H23ZM27 241V240H26ZM36 241V240H35ZM43 241V240H42ZM106 241V240H105ZM110 241V240H109ZM114 240H112V242H113ZM123 241V240H122ZM214 241H213V243H214ZM228 241V240H227ZM251 241V240H250ZM261 241V240H260ZM4 242V241H3ZM6 242V241H5ZM44 242H47V241H44ZM59 242H60V240H59ZM104 242V241H103ZM116 242V241H115ZM200 242V241H199ZM50 243V242H49ZM58 243V242H57ZM56 243V244H57ZM89 243V242H88ZM105 243V242H104ZM103 243V244H104ZM107 243V242H106ZM114 243V242H113ZM139 243V242H138ZM146 243V242H145ZM208 243V242H207ZM233 243H236V241L235 242H233ZM232 243V244H233ZM263 243V242H262ZM1 244V243H0ZM32 244V243H31ZM47 244V243H46ZM118 244V243H117ZM124 244V243H123ZM132 244V243H131ZM203 244V243H202ZM238 244H240L239 243V241H238ZM237 243H236V245H238ZM255 244V243H254ZM253 244V245H254ZM19 245V244H18ZM49 245V244H48ZM51 245V244H50ZM50 245H49V247H50ZM83 245V244H82ZM129 245V244H128ZM142 245V244H141ZM213 246H214V244H212ZM215 245H217V244H215ZM256 245V244H255ZM145 246V245H144ZM240 246V245H239ZM243 246V245H242ZM260 246H262L261 244H260ZM7 247V246H6ZM18 247V246H17ZM45 247V246H44ZM57 247L59 248L60 246H58L57 245ZM108 247V246H107ZM116 247V246H115ZM137 247V246H136ZM140 247V246H139ZM146 247V246H145ZM156 247V246H155ZM224 247H225V245H224ZM263 247V246H262ZM40 248H42V247H40ZM53 248V247H52ZM55 248V247H54ZM102 248V247H101ZM104 248H106V247H104ZM128 248V247H127ZM135 248V247H134ZM257 248H258V246H257ZM256 248V249H257ZM91 249V248H90ZM99 249H100V247H99ZM115 249V248H114ZM146 249V248H145ZM149 249V248H148ZM212 249H214V248H212ZM216 249V248H215ZM263 249V248H262ZM261 249V250H262ZM23 250V249H22ZM57 250V249H56ZM153 250H155V249H153ZM163 250V249H162ZM182 250V249H181ZM186 250V249H185ZM184 250V251H185ZM237 250V249H236ZM21 251V250H20ZM45 251V250H44ZM54 251V250H53ZM86 251V250H85ZM84 251V252H85ZM106 251V250H105ZM111 251V250H110ZM124 251V250H123ZM122 251V252H123ZM137 251H138V249H137ZM148 250H146V252H147ZM151 251V250H150ZM158 251V250H157ZM161 251V250H160ZM164 252H165V250H163ZM162 251V252H163ZM3 252H6V249L3 251ZM58 252V251H57ZM83 252V251H82ZM101 252V251H100ZM99 252V253H100ZM103 252V251H102ZM121 252V251H120ZM121 252V253H122ZM127 252V251H126ZM138 252H140V250L138 251ZM169 251H167V253H168ZM188 253H189V251H187ZM220 252H222V251H220ZM233 252V251H232ZM261 252V251H260ZM20 253V252H19ZM21 253H22V251H21ZM24 253V252H23ZM86 253V252H85ZM96 253V252H95ZM105 253V252H104ZM143 253V252H142ZM145 253V252H144ZM151 253V252H150ZM150 253H147V254H150ZM158 253V252H157ZM157 253H155V254H157ZM160 253V252H159ZM224 253V252H223ZM229 253V252H228ZM87 254V253H86ZM91 254V253H90ZM135 254V253H134ZM133 254V255H134ZM140 254V253H139ZM151 254H153V253H151ZM165 254H166V252H165ZM170 255H168L167 254V256H171L172 254L171 253H169ZM192 254V253H191ZM234 254H235V252H234ZM11 255V254H10ZM53 254H51V256H52ZM56 255V254H55ZM92 255V254H91ZM106 255V254H105ZM105 255H104V257H105ZM117 255V254H116ZM127 255V254H126ZM128 255H130V254H128ZM137 255V254H136ZM154 255V254H153ZM152 255V256H153ZM159 255V254H158ZM157 255V256H158ZM187 255V254H186ZM193 255V254H192ZM201 255V254H200ZM230 255H231V253H230ZM233 255V254H232ZM21 256V255H20ZM29 256V255H28ZM32 256V255H31ZM50 256V257H51ZM101 256V255H100ZM145 256V255H144ZM151 256V257H152ZM160 256V255H159ZM163 256H164V254H163ZM162 256V257H163ZM220 256V255H219ZM227 256V255H226ZM236 256V255H235ZM234 256V257H235ZM251 256V255H250ZM2 257V256H1ZM4 257V256H3ZM22 257V256H21ZM33 257V256H32ZM50 257H48L49 259L48 260H50ZM83 257V256H82ZM88 257V256H87ZM93 257H94V255H93ZM120 257H122V256H120ZM124 257V256H123ZM142 257V256H141ZM150 256L148 257V258H151ZM173 257V256H172ZM176 257V259L175 260H177L178 259V257H177V255L175 256ZM194 257V256H193ZM196 257V256H195ZM231 257V256H230ZM233 257V258H234ZM238 257V256H237ZM237 257H235V258H237ZM243 257V256H242ZM252 257V256H251ZM6 258H8L7 256L5 257V259ZM25 258V257H24ZM23 258V259H24ZM117 258H119V257H117ZM125 258V257H124ZM126 258H128V257H126ZM130 258V257H129ZM146 258H147V256H146ZM160 258V257H159ZM166 258V257H165ZM164 258V259H165ZM197 258V257H196ZM228 258V257H227ZM32 259V258H31ZM74 259V258H73ZM79 259V258H78ZM89 259V258H88ZM97 259V258H96ZM104 259V258H103ZM102 259V260H103ZM122 259V258H121ZM121 259H120V261H121ZM152 259H155V257H153ZM167 259V258H166ZM170 259V258H169ZM173 259V258H172ZM221 259H222V257H221ZM230 259V258H229ZM228 259V260H229ZM242 259H244V258H242ZM4 260V259H3ZM72 260V259H71ZM75 260V259H74ZM83 260V259H82ZM122 260H125V259H122ZM129 261L131 260V259H128ZM140 260V259H139ZM174 260V261H175ZM181 259L179 258V261H180ZM207 260V259H206ZM224 260V259H223ZM227 260V259H226ZM8 261H10V260H8ZM42 261V260H41ZM44 261V260H43ZM43 261H42V263H43ZM66 261V260H65ZM79 261V260H78ZM83 261H85V260H83ZM89 261H91V260H89ZM113 261V260H112ZM141 261H143V260H141ZM172 261V260H171ZM173 261V262H174ZM231 262H232V258H231V260H230ZM257 261V260H256ZM103 263H105L104 262V260L102 261ZM119 262V261H118ZM127 262V261H126ZM132 262V261H131ZM140 262V261H139ZM149 262H151V261H149ZM168 262H170V261H168ZM177 262V261H176ZM196 262H198V261H196ZM224 262H227V261H224ZM250 262V261H249ZM249 262H247V263H249ZM12 263V262H11ZM45 263V262H44ZM50 263H51V261H50ZM69 263H72V261L71 262H69ZM73 263H75V262H73ZM102 263V264H103ZM109 263V262H108ZM119 263H121V262H119ZM155 263V262H154ZM166 263V262H165ZM171 263V262H170ZM178 263H180V262H178ZM230 263V262H229ZM233 263V262H232ZM12 264H14V263H12ZM16 264V263H15ZM20 264V263H19ZM52 264V263H51ZM82 264H85V262H83ZM96 264V263H95ZM118 264V263H117ZM126 264V263H125ZM133 264V263H132ZM138 264V263H137ZM143 264V263H142ZM180 264H183V261H181V263ZM203 264V263H202ZM231 264V263H230ZM235 264V263H234ZM261 264V263H260Z\"/></svg>",
  "mask_w": 264,
  "mask_h": 264
},
{
  "label": "crops",
  "instance_id": "obj_3",
  "mask_svg": "<svg viewBox=\"0 0 264 264\" xmlns=\"http://www.w3.org/2000/svg\"><path fill=\"white\" fill-rule=\"evenodd\" d=\"M221 12V11H220ZM219 22L223 24L224 35L230 40H237L239 38L240 26L232 21L229 17L219 13ZM229 22V23H228Z\"/></svg>",
  "mask_w": 264,
  "mask_h": 264
}]
</instances>
